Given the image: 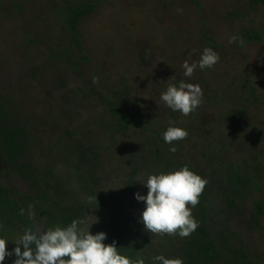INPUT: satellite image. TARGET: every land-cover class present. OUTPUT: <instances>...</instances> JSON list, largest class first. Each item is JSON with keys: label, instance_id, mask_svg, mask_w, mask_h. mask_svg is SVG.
<instances>
[{"label": "rangeland", "instance_id": "374dc122", "mask_svg": "<svg viewBox=\"0 0 264 264\" xmlns=\"http://www.w3.org/2000/svg\"><path fill=\"white\" fill-rule=\"evenodd\" d=\"M71 7L91 9L76 40L68 26ZM204 48L219 54L218 63L183 76L184 62H198ZM181 80L203 90V103L187 116L160 100L169 83ZM0 90L29 128L27 160L37 168L41 189L52 198L62 195L71 208L100 197L124 206L125 225L143 234L149 264L158 254L183 264L186 258L176 235L151 234L138 222L144 203L134 193L147 189L136 179L185 165L207 181L192 214L215 243L238 251L246 264H264L262 5L1 0ZM119 102L136 117L128 128L111 108ZM170 124L188 135L173 142L176 158L168 167L163 132ZM0 184L19 201L35 195L1 160ZM31 210L29 227L46 230L34 205ZM83 218L92 234L105 227L93 211Z\"/></svg>", "mask_w": 264, "mask_h": 264}, {"label": "clouds", "instance_id": "9594fccd", "mask_svg": "<svg viewBox=\"0 0 264 264\" xmlns=\"http://www.w3.org/2000/svg\"><path fill=\"white\" fill-rule=\"evenodd\" d=\"M235 39V36L230 37L229 42ZM219 59V54L212 48H204L198 62H184L183 76L191 77L197 67L200 70L212 68ZM160 100L172 111L187 116L203 103V90L199 84L181 80L169 83L161 92ZM187 135L186 129L170 124L163 132V140L170 145L169 151L175 152L173 142L183 140ZM136 181L147 189L146 194L134 193V198L144 203L138 222L145 230L151 234L187 237L197 229L198 222L192 216V208L199 203V196L207 183L205 178L185 165L167 172L141 174ZM34 215L29 206L28 218L33 219ZM106 238L104 231L92 234L85 218L46 230L28 227L16 240L0 236V264L12 256H15L12 264H145L143 258L133 261L119 251L115 241L105 244ZM9 241L16 245L11 250L7 247ZM151 259L153 264H183L182 258L163 254Z\"/></svg>", "mask_w": 264, "mask_h": 264}, {"label": "trees", "instance_id": "16d2710c", "mask_svg": "<svg viewBox=\"0 0 264 264\" xmlns=\"http://www.w3.org/2000/svg\"><path fill=\"white\" fill-rule=\"evenodd\" d=\"M256 5L264 7V0H250ZM1 5V0H0ZM70 18L68 26L72 37L76 40L80 21L91 12L90 8H69ZM116 119L125 128H128L130 119L136 121V117L123 107L122 102L118 106L110 104ZM30 131L26 123L9 106V101L0 90V160L28 184L34 191V197H28L23 201L15 198L10 189L0 184V236L10 240H16L17 235L29 227L33 219L28 218L29 206L34 205L39 217L44 219L46 229L55 225L66 226L73 219L83 218L88 211H93L104 222V231L107 233L105 244L116 242V246L133 261L143 258L145 264L149 260L143 252L144 239L138 226L125 225L126 210L121 204L114 200L103 197L97 198L94 203L82 204L71 208L65 204L62 195L55 198L41 189V181L37 168L29 162ZM167 152L169 155H167ZM166 166H171L176 158L175 152L167 150ZM162 152H158L161 158ZM24 209V213H21ZM192 216H194L192 214ZM198 222L197 229L187 237L176 235L182 242V250L185 255L186 264H201L209 261L211 264H246L245 259L238 251L230 247H221L215 243L214 237L209 229L194 216ZM14 241L8 242V249L15 247ZM207 248V252H204ZM227 252H230L229 255ZM237 258H231L230 256ZM15 256L6 257L4 264H12ZM207 259V260H206Z\"/></svg>", "mask_w": 264, "mask_h": 264}]
</instances>
